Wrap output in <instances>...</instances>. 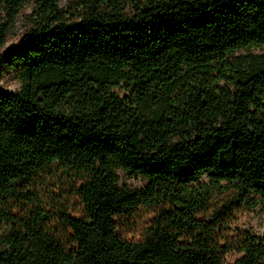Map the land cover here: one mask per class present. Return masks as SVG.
I'll return each instance as SVG.
<instances>
[{
  "label": "trees",
  "instance_id": "1",
  "mask_svg": "<svg viewBox=\"0 0 264 264\" xmlns=\"http://www.w3.org/2000/svg\"><path fill=\"white\" fill-rule=\"evenodd\" d=\"M60 1L0 0V71L24 81L0 94V264H264V233L236 221L264 212V53H238L264 45V0ZM27 4V43L3 51ZM54 166L82 203L68 243L25 192ZM142 206L147 238L122 239Z\"/></svg>",
  "mask_w": 264,
  "mask_h": 264
},
{
  "label": "rangeland",
  "instance_id": "2",
  "mask_svg": "<svg viewBox=\"0 0 264 264\" xmlns=\"http://www.w3.org/2000/svg\"><path fill=\"white\" fill-rule=\"evenodd\" d=\"M74 0H61L60 6L68 7ZM33 11L32 4L25 5L15 18V23L8 34L7 41L2 50L6 51L10 48L21 49L28 41V32L32 27L29 21V15ZM5 14L4 9L0 10V15ZM238 53H264V45L254 46L249 49H242ZM23 67L4 66L0 71V94L10 96L23 87ZM124 94V93H123ZM53 172L49 173L48 169L41 171L35 175L30 182L25 183V192L33 191L39 197L41 205L46 207L50 212V221L57 232L63 237L64 241L68 243L72 232L68 231L61 221L63 215L69 214L74 217H81L82 203L74 190L72 180L61 170L57 171V167H53ZM121 184L127 185L134 189H143L149 184V180L143 176H133L127 171L119 170ZM203 180L209 181L208 177ZM228 195V193H216L213 199L207 206V212L211 213ZM15 213L20 214L21 206L27 207V201L19 202ZM155 211L146 207H140L137 211L130 215L120 216L118 221V234L122 239L128 241H143L147 238L148 229L155 218ZM236 221L242 228H250L254 232L264 233V212L261 210H250L246 207L238 211L236 214ZM240 255H230L228 262H234Z\"/></svg>",
  "mask_w": 264,
  "mask_h": 264
}]
</instances>
